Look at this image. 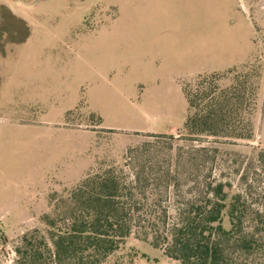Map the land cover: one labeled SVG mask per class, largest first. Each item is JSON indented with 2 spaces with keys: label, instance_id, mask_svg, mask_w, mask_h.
I'll return each instance as SVG.
<instances>
[{
  "label": "rangeland",
  "instance_id": "1",
  "mask_svg": "<svg viewBox=\"0 0 264 264\" xmlns=\"http://www.w3.org/2000/svg\"><path fill=\"white\" fill-rule=\"evenodd\" d=\"M244 66L260 73L254 136L193 142L237 162L264 148V0H0V264H29L34 238L51 249L45 216L98 163L182 134L196 76ZM120 252L182 264L136 235Z\"/></svg>",
  "mask_w": 264,
  "mask_h": 264
},
{
  "label": "trees",
  "instance_id": "2",
  "mask_svg": "<svg viewBox=\"0 0 264 264\" xmlns=\"http://www.w3.org/2000/svg\"><path fill=\"white\" fill-rule=\"evenodd\" d=\"M243 68L184 86L189 112L179 136L148 134L119 162L89 170L65 210L45 216L51 249L41 237L28 241L29 264H134L120 252L132 235L182 264H264V148L240 158L248 161L233 180L224 171H239L228 167L239 161L193 143L254 136L260 73Z\"/></svg>",
  "mask_w": 264,
  "mask_h": 264
},
{
  "label": "crops",
  "instance_id": "3",
  "mask_svg": "<svg viewBox=\"0 0 264 264\" xmlns=\"http://www.w3.org/2000/svg\"><path fill=\"white\" fill-rule=\"evenodd\" d=\"M35 215H38V213H36Z\"/></svg>",
  "mask_w": 264,
  "mask_h": 264
}]
</instances>
